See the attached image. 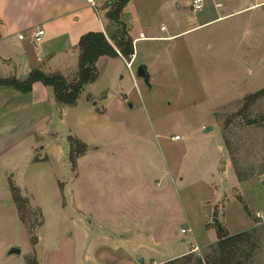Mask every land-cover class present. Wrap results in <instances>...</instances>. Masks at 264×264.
Segmentation results:
<instances>
[{
    "label": "crops",
    "instance_id": "obj_1",
    "mask_svg": "<svg viewBox=\"0 0 264 264\" xmlns=\"http://www.w3.org/2000/svg\"><path fill=\"white\" fill-rule=\"evenodd\" d=\"M113 2L94 0L92 6L88 0H0V80L24 82L40 71L72 83L79 73L81 38L102 33L114 44L125 28L133 42V67L141 45L140 65L148 68L151 91L158 83L159 47L232 16L223 13L238 1L209 0L196 15L167 1L159 31L151 29L148 19H142L145 28L139 30L136 16L125 22L133 0L120 24L111 22L107 13ZM206 11L216 12L217 19L199 24ZM178 23L194 27L179 32ZM37 30L44 36L36 44ZM140 35L145 39L139 40ZM96 68L97 80L84 87L74 106L58 104L53 88L41 83L28 94L0 86L1 176L20 170L25 159L42 169L19 184L12 181L15 174L2 178L3 188L16 186L41 212L43 223L33 247L38 263L65 264L69 258L70 264H165L218 243L217 233L213 243L203 245L189 235L199 207L212 203L203 198L204 189L219 203L224 188L238 184L232 167L214 159L211 169L194 175L186 159L188 148L178 145V135L170 137L161 116H154L155 108L147 106L125 59L101 57ZM70 138L87 147L74 169ZM190 203L196 208L189 209ZM204 223L213 232L207 219Z\"/></svg>",
    "mask_w": 264,
    "mask_h": 264
},
{
    "label": "rangeland",
    "instance_id": "obj_2",
    "mask_svg": "<svg viewBox=\"0 0 264 264\" xmlns=\"http://www.w3.org/2000/svg\"><path fill=\"white\" fill-rule=\"evenodd\" d=\"M167 1L172 7L189 11L191 0H133L125 22L136 16L139 30L145 28L142 19H148L151 29L159 31L162 7ZM237 1L223 13H233L232 16L159 47L158 83L153 84V90L149 91L136 74L143 54L141 45L137 47L139 57L133 72L147 106L151 110L155 108L154 116H161L170 137L178 135L182 138L178 145L188 148L186 159H190L188 165L194 175L205 167L211 169L214 159H224L237 177L238 184L226 186L222 191L226 195L219 203L212 194L206 195L204 189L203 198L212 203L199 207L200 217L194 216L193 233L189 236L202 245L213 243L217 220L229 236L249 234V243L237 253L233 264H264V220L257 217L264 213V96L250 106L247 103L248 97L264 91V0ZM246 6L260 8L243 11ZM217 16L216 12L206 11L199 16L198 23L215 20ZM178 25L179 32L194 27ZM209 126L212 131L204 134ZM25 160L20 170L12 171L15 174L12 181L16 184L25 177L31 180L37 170H42ZM3 176L0 172V264H28L31 259L37 260L33 247L43 217L33 206L31 197L19 188L27 203L18 201L3 188ZM209 178L212 179L211 174ZM196 194L191 191L189 195L196 199ZM38 199L43 201L45 197L40 195ZM195 204H188V208H194ZM205 218L209 223L207 228H213V232H207ZM42 247L39 245L36 250L39 252ZM13 248L21 250V255L10 256ZM68 250L65 247V253ZM215 253L209 246L190 255L194 257L192 261L186 262L181 257L177 264H197V259L212 264ZM64 263L70 264L71 260L66 258Z\"/></svg>",
    "mask_w": 264,
    "mask_h": 264
},
{
    "label": "trees",
    "instance_id": "obj_3",
    "mask_svg": "<svg viewBox=\"0 0 264 264\" xmlns=\"http://www.w3.org/2000/svg\"><path fill=\"white\" fill-rule=\"evenodd\" d=\"M129 2L130 0H114V2L110 4L111 8L107 13V18L115 24H120L123 11ZM79 49V73L77 79L72 83H68L61 75L48 76L40 71H34L30 74L28 80L24 82H19L15 79L0 80V86L13 88L22 94H28L32 91V87L35 83H41L47 87L53 88L55 99L58 104L74 106L79 100L84 87L97 80L96 63L101 57L115 58L119 56V52L125 59H128L134 54L133 42L128 37L125 28L122 29L121 36L118 40H115L114 44H111L102 33H88L81 38ZM263 96L264 91H261L248 97V105L250 106ZM69 141L71 144L70 162L74 169L76 159L86 152L87 147L79 140L70 138ZM10 192L18 201L23 200L27 203V200L20 196L19 189L14 185H11ZM20 211L21 208H19V212ZM245 211L248 213L246 209ZM216 227L218 243L211 246V249L216 250L212 259V264H233L234 257L237 253L242 250V247L246 243H249V234L241 233L235 236H229L223 227ZM190 255H188L189 257H184L186 262H190L192 258H194ZM178 261L179 259H176L166 264H177ZM28 264L39 263L36 259H31L28 261ZM197 264L204 263L200 259H197Z\"/></svg>",
    "mask_w": 264,
    "mask_h": 264
},
{
    "label": "built area",
    "instance_id": "obj_4",
    "mask_svg": "<svg viewBox=\"0 0 264 264\" xmlns=\"http://www.w3.org/2000/svg\"><path fill=\"white\" fill-rule=\"evenodd\" d=\"M208 1H209V0H191L190 5H189V10H190V12H191L192 14H194V15L203 12V10H204L205 7H206V3H207ZM88 2H89L92 6H94V0H88ZM220 7H221V4L216 5V8H220ZM254 7H257V6H254ZM162 30L164 31L165 28L163 27ZM43 36H44V31H42V30H37V31H35V32L33 33V40H34V43H36V44L39 43V42L42 40ZM20 39H23V36H20ZM144 39H145L144 35H140L139 40H144ZM118 54H119L120 56H122L119 52H118ZM122 57H123V56H122ZM123 58H124V57H123ZM134 58H135V55H134V54H133L132 56H130L128 59H125V58H124L125 61H126V64H127V68H128V70H129L130 72L133 71V61H134ZM178 139H179L178 137L175 138V140H178ZM257 217L260 218V219H262V220H264V213H262V214H258ZM182 233L185 234L186 231L183 230ZM195 251H197V249H196Z\"/></svg>",
    "mask_w": 264,
    "mask_h": 264
},
{
    "label": "water",
    "instance_id": "obj_5",
    "mask_svg": "<svg viewBox=\"0 0 264 264\" xmlns=\"http://www.w3.org/2000/svg\"><path fill=\"white\" fill-rule=\"evenodd\" d=\"M136 74H137V76H138L140 79H142V80L144 81V83H145L148 87H151V84H150V74H149V72H148V68H147L146 65H144V64L140 65V66L138 67V69H137ZM25 79H27V77H25ZM130 107H131V105H130ZM212 129H213V128L209 126V127H207L206 129H204L203 133L206 134V133L212 131ZM215 225L218 226V227L221 226L220 222L217 221V220L215 221ZM9 255H10V256H11V255H21V250L16 249V248H13V249H11V251L9 252ZM139 262H140V263H143V260L140 259Z\"/></svg>",
    "mask_w": 264,
    "mask_h": 264
}]
</instances>
